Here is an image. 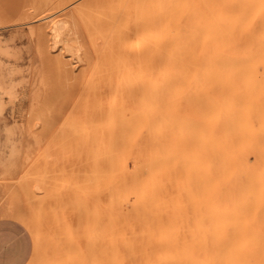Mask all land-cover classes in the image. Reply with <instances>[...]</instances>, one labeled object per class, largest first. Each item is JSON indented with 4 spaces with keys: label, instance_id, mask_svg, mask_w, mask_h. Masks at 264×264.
Masks as SVG:
<instances>
[{
    "label": "rangeland",
    "instance_id": "obj_1",
    "mask_svg": "<svg viewBox=\"0 0 264 264\" xmlns=\"http://www.w3.org/2000/svg\"><path fill=\"white\" fill-rule=\"evenodd\" d=\"M115 15L0 0V208L42 204L28 264H158L159 232L200 230L199 82L126 81Z\"/></svg>",
    "mask_w": 264,
    "mask_h": 264
},
{
    "label": "bare ground",
    "instance_id": "obj_2",
    "mask_svg": "<svg viewBox=\"0 0 264 264\" xmlns=\"http://www.w3.org/2000/svg\"><path fill=\"white\" fill-rule=\"evenodd\" d=\"M104 2L131 27L110 44L126 81H194L201 88L200 230L159 232L158 264H264V0ZM136 13L140 21L129 26ZM43 211L38 200L28 210L0 208L32 231L28 212Z\"/></svg>",
    "mask_w": 264,
    "mask_h": 264
},
{
    "label": "crops",
    "instance_id": "obj_3",
    "mask_svg": "<svg viewBox=\"0 0 264 264\" xmlns=\"http://www.w3.org/2000/svg\"><path fill=\"white\" fill-rule=\"evenodd\" d=\"M32 249L25 226L15 218L0 216V264H28Z\"/></svg>",
    "mask_w": 264,
    "mask_h": 264
}]
</instances>
